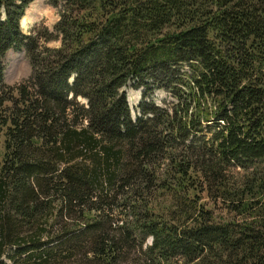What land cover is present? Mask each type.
Segmentation results:
<instances>
[{"label": "trees", "instance_id": "obj_1", "mask_svg": "<svg viewBox=\"0 0 264 264\" xmlns=\"http://www.w3.org/2000/svg\"><path fill=\"white\" fill-rule=\"evenodd\" d=\"M32 1L0 0V264H264V0H46L24 36Z\"/></svg>", "mask_w": 264, "mask_h": 264}, {"label": "rangeland", "instance_id": "obj_2", "mask_svg": "<svg viewBox=\"0 0 264 264\" xmlns=\"http://www.w3.org/2000/svg\"><path fill=\"white\" fill-rule=\"evenodd\" d=\"M60 6L56 5L55 7L50 5L46 0H33L24 10L23 17H28L30 19V23L27 24V28H21L20 21V32L24 36H32L35 34L36 30L40 28H45L48 32H53V26L59 19ZM54 35V33H51ZM40 44L44 45L42 47L48 49H57L60 45L59 37H56L54 40H50L47 42L39 41ZM2 76L1 80L3 83L7 85L15 84L23 79H26L29 76V64L26 59L25 50L21 47L18 49H10L8 50L3 59H2ZM72 82V78L68 80L70 84ZM131 84L123 87L121 91L123 92L126 103L129 110V115L131 119H134L138 116L137 106L140 102H149L154 106L166 108L173 101L168 92L163 90H151L147 91L143 88H138L136 90L132 89ZM145 91V94H144ZM70 96V94H69ZM68 96V98H69ZM76 102L80 104H84V101L79 97L75 99ZM2 148L0 146V156H1ZM160 172V171H159ZM150 240H146V244H149Z\"/></svg>", "mask_w": 264, "mask_h": 264}, {"label": "bare ground", "instance_id": "obj_3", "mask_svg": "<svg viewBox=\"0 0 264 264\" xmlns=\"http://www.w3.org/2000/svg\"><path fill=\"white\" fill-rule=\"evenodd\" d=\"M29 23H30V19L27 16L24 17L23 20L21 21V28L26 29L27 28V24H29ZM19 26H20V24H19Z\"/></svg>", "mask_w": 264, "mask_h": 264}]
</instances>
